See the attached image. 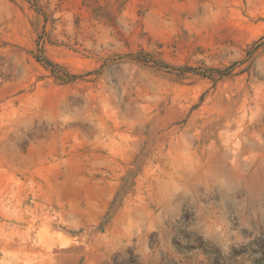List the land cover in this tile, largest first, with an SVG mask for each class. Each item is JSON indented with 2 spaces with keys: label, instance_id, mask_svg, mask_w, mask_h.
Instances as JSON below:
<instances>
[{
  "label": "rangeland",
  "instance_id": "obj_1",
  "mask_svg": "<svg viewBox=\"0 0 264 264\" xmlns=\"http://www.w3.org/2000/svg\"><path fill=\"white\" fill-rule=\"evenodd\" d=\"M0 264H264V0H0Z\"/></svg>",
  "mask_w": 264,
  "mask_h": 264
}]
</instances>
